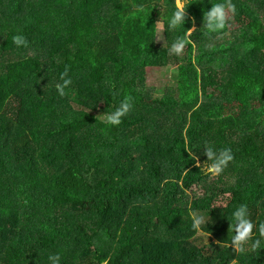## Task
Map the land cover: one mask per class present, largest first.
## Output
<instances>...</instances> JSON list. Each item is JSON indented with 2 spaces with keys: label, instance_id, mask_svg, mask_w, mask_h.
Returning a JSON list of instances; mask_svg holds the SVG:
<instances>
[{
  "label": "trees",
  "instance_id": "obj_1",
  "mask_svg": "<svg viewBox=\"0 0 264 264\" xmlns=\"http://www.w3.org/2000/svg\"><path fill=\"white\" fill-rule=\"evenodd\" d=\"M223 2L185 0L170 30L175 0H0V264H264V240L229 247L240 205L253 241L264 223V0H232L207 33ZM193 28L194 46L170 55ZM171 65L177 83L149 88L148 69ZM185 143L201 167L206 145L234 160L213 178Z\"/></svg>",
  "mask_w": 264,
  "mask_h": 264
},
{
  "label": "clouds",
  "instance_id": "obj_2",
  "mask_svg": "<svg viewBox=\"0 0 264 264\" xmlns=\"http://www.w3.org/2000/svg\"><path fill=\"white\" fill-rule=\"evenodd\" d=\"M176 11L173 13L172 18L169 21L168 28L174 30L180 25H184L186 17V4L185 0H175ZM144 8L142 5L135 6L136 12H143ZM236 13L235 5L232 3V0H224L223 3H217L212 5L210 11L204 13V25L203 28L206 29L207 33H217L226 28L230 15L234 16ZM157 31L163 32L164 25L161 21H157L155 24ZM195 29H189L181 37H177L176 40L172 43L169 48V54H175L177 56L182 55L186 46L193 45L194 42L191 40V35ZM13 43L17 46H27V40L21 35H16L13 37ZM68 68L65 67L64 73L61 74L62 83L56 85L57 92L60 96L65 95V89L71 85L72 81L68 76ZM132 97L127 96L119 106L106 117V122L112 126H119L122 123V117L126 116L132 109ZM193 161H195V166L198 168H204L205 173L209 174L211 177H217L223 173L227 168L230 162L234 160V155L230 148L220 149L218 152L214 150L212 146H205V155L207 157V162H205L201 167L199 158L194 154V152L189 148L188 144L185 143L184 148ZM191 218L193 221L192 227L195 231L199 232L201 226L205 224V218L202 215H198L195 212H192ZM233 218L235 223L230 225L229 231L235 233L232 236L231 244L229 247H232L233 252L236 254H242L249 250L256 251L261 249V242L264 240V223H261L258 227V233L260 239L253 241V230L256 228V225L248 217V210L245 205H240L236 211L233 213ZM251 242V243H250ZM49 261H52L53 264H59L60 257L59 255L49 256ZM102 264H109V260L105 259L102 261ZM230 264H238L237 259H232Z\"/></svg>",
  "mask_w": 264,
  "mask_h": 264
},
{
  "label": "rangeland",
  "instance_id": "obj_3",
  "mask_svg": "<svg viewBox=\"0 0 264 264\" xmlns=\"http://www.w3.org/2000/svg\"><path fill=\"white\" fill-rule=\"evenodd\" d=\"M162 32H159L158 43H163L161 38ZM185 52V51H184ZM179 55L181 58L185 53ZM177 67L171 65L170 68L163 69H148V87L149 88H163L170 85H175L176 82Z\"/></svg>",
  "mask_w": 264,
  "mask_h": 264
}]
</instances>
